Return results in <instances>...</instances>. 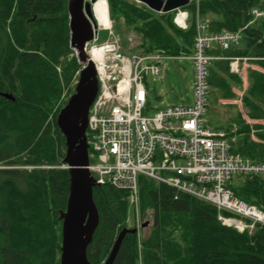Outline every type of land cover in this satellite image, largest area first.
Here are the masks:
<instances>
[{"label": "trees", "instance_id": "trees-1", "mask_svg": "<svg viewBox=\"0 0 264 264\" xmlns=\"http://www.w3.org/2000/svg\"><path fill=\"white\" fill-rule=\"evenodd\" d=\"M108 3L111 18L138 35V52H194L195 0L183 7L189 13L185 29L174 22L176 11L158 13L135 0ZM254 8L264 10V0L199 2L209 32L243 30L238 45L208 51L220 58L210 64L207 110L218 97H234L233 83L241 86L230 58L249 57L263 71H249L243 103L249 118L264 119V18L254 19ZM80 67L70 46L68 0H0V92L15 97L0 95V264L59 262V213L67 206L70 175L62 167L65 138L56 123L67 100L57 104L67 87L69 96L74 93ZM233 124L232 151L264 162V125L250 126L238 114L231 123L208 126L228 132ZM231 188L264 209L263 177L236 179ZM175 193L167 184L140 177L141 211L147 218L142 264H264V225L257 224L253 233L240 232L219 221L215 205L183 193L175 199ZM93 194L100 224L88 259L103 264L127 227L129 206L125 191L110 185L96 186ZM138 258L137 235L127 234L114 264H138Z\"/></svg>", "mask_w": 264, "mask_h": 264}, {"label": "built area", "instance_id": "built-area-1", "mask_svg": "<svg viewBox=\"0 0 264 264\" xmlns=\"http://www.w3.org/2000/svg\"><path fill=\"white\" fill-rule=\"evenodd\" d=\"M199 2L194 52L182 57L194 65L193 98L187 104L155 110L147 83L151 76L161 77L163 61L174 57L127 52L111 21L99 20L93 7V39L85 49L95 63L99 90L88 116V170L99 186L125 191L135 210L143 176L174 188L176 199L183 193L214 204L222 224L252 233L256 224L264 225V210L237 197L229 184L236 177L264 178V162L233 153L227 132L207 126L204 119L213 60L208 50L215 45L229 49L240 42L242 30L209 32L207 21L199 15ZM252 14L264 18L261 9L254 8ZM187 18V12L179 11L175 23L186 28ZM103 25L110 36L98 43ZM241 60L233 58V69Z\"/></svg>", "mask_w": 264, "mask_h": 264}, {"label": "water", "instance_id": "water-1", "mask_svg": "<svg viewBox=\"0 0 264 264\" xmlns=\"http://www.w3.org/2000/svg\"><path fill=\"white\" fill-rule=\"evenodd\" d=\"M97 0H68L70 46L78 53L83 67L80 70L75 92L57 115L56 123L65 138L64 163L69 171V196L65 210L60 211L62 220V246L60 264H91L88 247L100 224V214L94 200V188L98 186L88 170L89 143L86 135L89 110L94 102L99 81L95 64L85 52V45L93 39L91 5ZM158 13H168L190 4L191 0H138ZM0 95L14 101L13 93ZM147 222H144L145 227ZM137 229L124 228L104 262L114 264L127 234Z\"/></svg>", "mask_w": 264, "mask_h": 264}, {"label": "rangeland", "instance_id": "rangeland-1", "mask_svg": "<svg viewBox=\"0 0 264 264\" xmlns=\"http://www.w3.org/2000/svg\"><path fill=\"white\" fill-rule=\"evenodd\" d=\"M113 21L114 31L117 35L121 37L123 46L132 53H138L135 46L140 39L135 32H130L127 30L123 21ZM98 43H102L107 40L110 36L109 28L103 25L100 29ZM132 38V43L130 45L129 39ZM245 60L239 61L236 66L231 68V73L239 76L241 80V86L237 84H232V92L234 97L232 98H222L218 97L215 102L209 105V109L204 116L205 124L208 126L210 122L214 123H231V119L238 114L242 115L246 123L250 126L254 124L264 125V119H251L247 115V110L243 103V96L247 91L249 86L248 73L250 70L263 71L259 65L253 63L254 60L249 57H244ZM162 76L149 78L148 88H149V101L150 105L155 109L165 107L168 105H181L190 103L193 98V83H194V65L189 59H168L162 63ZM238 69V71H237ZM76 84V82L74 83ZM73 84V85H74ZM71 88H66L59 99L60 103L67 100L69 97ZM153 110V111H154ZM153 112H146V114H152ZM236 130L235 124L233 128L228 131L230 133ZM252 138L256 140L254 130H252ZM232 141H235L236 136H230ZM3 167L2 165L0 168ZM28 169H32V166H26ZM138 211V213H137ZM148 216V215H147ZM136 217V218H135ZM139 217V218H138ZM127 226L135 227L138 225V221L143 224L147 221V218L143 216L141 211V203L139 204V209L136 210V215L134 213L133 207L130 204L128 207V217ZM138 219V220H137ZM146 229H140V235H138L139 242L142 244L143 238L146 235Z\"/></svg>", "mask_w": 264, "mask_h": 264}, {"label": "bare ground", "instance_id": "bare-ground-1", "mask_svg": "<svg viewBox=\"0 0 264 264\" xmlns=\"http://www.w3.org/2000/svg\"><path fill=\"white\" fill-rule=\"evenodd\" d=\"M107 9L108 8H107V4H106L105 0H98L94 4V12L98 16V19L101 20V21H104V20L106 21L105 17L107 16ZM83 63L85 64L86 61H84ZM174 198H175V196H174Z\"/></svg>", "mask_w": 264, "mask_h": 264}, {"label": "flooded vegetation", "instance_id": "flooded-vegetation-1", "mask_svg": "<svg viewBox=\"0 0 264 264\" xmlns=\"http://www.w3.org/2000/svg\"><path fill=\"white\" fill-rule=\"evenodd\" d=\"M59 216H60V213H59ZM60 219V217H59ZM61 221V225H60V228H61V243H60V254H59V262L58 264H60V260H61V246H62V220L60 219Z\"/></svg>", "mask_w": 264, "mask_h": 264}]
</instances>
